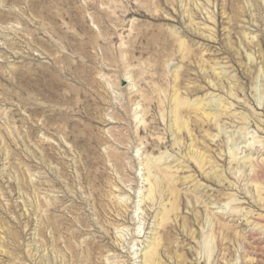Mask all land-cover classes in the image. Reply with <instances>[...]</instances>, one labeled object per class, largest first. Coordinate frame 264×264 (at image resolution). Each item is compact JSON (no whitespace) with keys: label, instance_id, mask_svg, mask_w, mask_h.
Here are the masks:
<instances>
[{"label":"rangeland","instance_id":"1","mask_svg":"<svg viewBox=\"0 0 264 264\" xmlns=\"http://www.w3.org/2000/svg\"><path fill=\"white\" fill-rule=\"evenodd\" d=\"M0 264H264V0H0Z\"/></svg>","mask_w":264,"mask_h":264}]
</instances>
